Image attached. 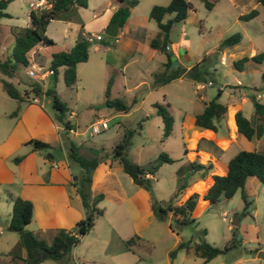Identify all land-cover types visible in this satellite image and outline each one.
<instances>
[{"label":"crops","instance_id":"0c3cea01","mask_svg":"<svg viewBox=\"0 0 264 264\" xmlns=\"http://www.w3.org/2000/svg\"><path fill=\"white\" fill-rule=\"evenodd\" d=\"M49 1L10 0L4 9L8 16L0 17V27L3 26L11 33L12 27L27 26L29 12L49 7ZM90 1L91 9L87 13L82 11L89 6L86 0L85 7L71 9L67 13V18L50 20L45 27V35L52 40L53 44L38 46L39 48L34 51L32 48L28 53V65L21 68L26 75L25 71L31 65L44 67L33 62L32 55L34 53L43 52L48 57L49 63L52 53L69 49L80 38L86 39L88 36L101 34L100 40L88 41L87 58L84 62L76 64L75 82L67 87L69 88L67 90L70 91L62 89L60 82L59 89L53 86L58 100L66 108L65 120L70 123L71 128L65 130L56 120L55 110L52 108L48 96L42 92L35 95L30 91L29 85L32 83H37L43 91L47 88L44 87L43 81L49 80L52 75L45 79L31 78L33 81L27 83L21 90L15 88L19 94L18 99L10 98L3 92L1 87L3 78L0 77V206H4L5 211L9 212L11 198L18 197L29 201L31 219L26 225V229L46 244H49L59 231L72 233L75 223L84 217V210L75 187V181L83 171L68 158L69 142L74 144L79 156L86 159H97L95 166L88 171L90 197L98 193L102 194V198L96 206L100 208L98 206L100 201H107L113 205L112 219H105V209L101 208L102 213L96 217L92 228H96L97 221L103 218L104 221L99 226L105 228V223L107 228L114 233L115 241L121 242V244L132 235H136L140 239L144 229L152 221L158 220L151 208L152 198L160 204L166 203L172 199L178 183L181 182L183 188L173 200L174 204H180L193 192L199 195L203 194L212 183V175H224L227 161L238 151L264 153V110L257 115L253 114L252 101L257 92L243 89L246 86L232 75V71L240 73L242 71V68L237 70L233 67L232 61L236 59H232L233 52L231 51L238 47L241 37L237 43L231 46L216 49L221 52L220 63L221 61L222 64L225 63L226 55L232 59L230 63L233 69L225 70L232 81L227 80L222 74V82L215 88V91L206 89V86H212L210 79L206 82H192L179 77L163 85H153L155 75L164 70L166 54L170 59L167 71L178 67L187 69L193 65H184L181 62L184 60L183 57L189 53L188 46H180L182 34L174 41L167 36L166 45H169V49L165 50L164 48L165 52L156 47L152 48L149 43L152 38H158V28L149 25L148 15L146 17L139 12L136 7L137 0H135V4L129 7L125 23L117 28L115 40L113 37L105 35L103 31L112 23L111 15L118 4L113 0ZM164 1L167 4L169 0ZM186 1L190 3L191 8L187 10L183 21L190 18L191 21L198 23L199 21L193 18L194 8L191 2ZM229 1L234 2L233 5H235V1L238 0ZM255 2L256 0L250 2L252 7L258 4ZM145 4L149 9L154 5L151 0ZM170 17L171 15H166L162 21ZM183 21L171 24L168 33L176 28L175 24L182 25ZM11 45L8 48H0L2 54L6 53L2 59L8 55ZM250 46L251 49L247 57L256 53L253 44ZM200 60L208 72L211 64H207L205 61L202 63L203 58H198L196 62ZM244 64L253 68L250 71L258 72L264 84V61L259 64L247 61ZM58 73L61 74L62 81V67L57 68L55 81ZM17 75L16 70L14 76ZM109 79L111 80L108 88L109 98L122 100L129 105V109L131 105L133 110L140 109L145 100L149 99L146 105L152 111H147L145 115L146 117L154 116L151 119L154 125L141 124L138 131L145 133L154 127L157 134L152 139L148 133L144 134L140 148L147 147V143H153L154 139L160 147L158 146L152 151L146 149L144 156L143 153L137 151L131 161L139 165H146L160 152L165 153L173 160L170 163L160 164L152 175L145 174V177L151 179L152 186L144 187L134 184L121 170L116 160L110 157L111 148L124 135L125 130L122 125L118 123L110 127L107 125L98 133H91L89 140L82 137L85 129L80 128L81 124L77 119L80 110L79 102L84 104L86 114L96 117L93 122L102 119L107 124V120L117 118L120 114L126 115L129 112V110L127 112L114 111L104 105V90ZM7 81L10 82V80ZM237 81L239 84H236ZM182 82L186 86H192L194 96L181 93ZM226 87H228L227 90ZM170 89H175V92H169ZM216 92H218L216 100L225 106L224 115L213 120L214 129L196 128L193 124L194 115L201 111L204 103L214 97ZM260 92H264V86ZM155 93L158 96H155ZM42 96H45L46 99L42 100ZM151 96L152 98H150ZM32 97H36L37 102H32L30 100ZM128 99L131 100V104L126 102ZM263 99L264 97H261L256 102L264 104ZM155 102L167 104L173 119L170 134L163 140H160L161 121L152 107ZM173 108L176 109L177 114L174 113ZM74 109L78 111L75 110V112ZM236 112H240L250 121L254 129L251 138L247 139L237 132L234 122ZM32 140L44 143L47 147L33 149L30 144ZM130 151L134 152L133 149L129 150L128 148L126 154L129 155ZM191 163L209 164L210 169L203 173L202 170L192 169ZM165 166L170 169H164L168 168ZM163 170L167 173L166 177L170 178L168 192L156 187L159 178L164 175ZM257 182L255 177H247L244 180L242 192L249 194L251 187H255ZM198 200L207 204L201 197H198L196 202ZM0 214H2L1 211ZM168 217L170 216L168 215ZM7 222L8 220L4 219L5 227ZM103 231L106 236L105 230ZM12 233L16 234L15 242H17V233ZM85 234L79 237L78 243L83 240ZM2 235L3 230L0 229V236ZM96 240L101 243V248L105 247L108 241L105 237H99ZM179 241L176 239L170 245L165 246L163 252L165 264H173L169 252L175 248ZM74 247L70 249V252ZM20 256H25L23 248L20 249Z\"/></svg>","mask_w":264,"mask_h":264},{"label":"trees","instance_id":"16d2710c","mask_svg":"<svg viewBox=\"0 0 264 264\" xmlns=\"http://www.w3.org/2000/svg\"><path fill=\"white\" fill-rule=\"evenodd\" d=\"M10 0H0V17H7L8 14L4 11L7 3ZM118 4L116 10L111 15V22H117L118 26H122L129 12V7L135 4V0H113ZM205 7L210 9L211 3L207 0H202ZM258 4L264 7V0H256ZM86 0H50L49 7L42 8L37 11H30L28 14L29 24L25 27H12L10 32L12 35V45L8 55L4 59H0V73L7 77H13L18 68H24L28 65V53L35 46H50L52 40L45 35V27L50 20L67 18V13L71 9L85 7ZM191 5L186 0H169L165 5H152L148 12V17L152 19L158 28V38H152L150 46L164 51V46L167 43L168 31L173 23L182 22L187 10ZM171 15L170 18L162 21L163 17ZM257 15L255 9L249 10L245 14L238 16L240 20H248ZM241 35L235 32L219 42L221 48L231 46L240 40ZM165 52V51H164ZM88 54V41L85 38L76 40L73 45L67 50L54 52L50 55L48 68L52 71L53 83L56 79V70L62 67V82L65 86H71L76 79V64L84 62ZM259 64L264 61V50L256 52L250 57L243 56L232 61L235 69L241 70L245 62ZM169 55L166 54L164 70L155 75L153 85H163L167 82L183 77L192 82H206L208 80L207 71L202 66L201 60L194 63L189 68L182 67L170 69ZM111 80L109 79L104 90V105L114 111L127 112L129 105L125 104L118 98H109L108 88ZM3 92L10 98L18 99L19 94L14 86L5 79L1 80ZM30 91L35 95L43 93L50 98L52 108L55 110L56 120L61 123L63 128H71L70 123L65 120L66 108L58 100L53 87H47L41 91V87L37 83L29 85ZM218 92L210 100L204 103L201 111L194 115L193 124L196 128L214 129L213 120L222 117L225 113V106L219 103L217 98ZM253 114L257 115L264 110V104L252 101ZM155 114L161 121L160 140L165 139L172 128V116L168 111L167 104L155 102L152 104ZM234 122L241 135L249 139L254 134V129L240 112L234 114ZM129 134H124L122 139L116 143L110 151V157L119 164L121 170L128 175L131 181L139 186H149L151 179L145 177L146 173L153 174L157 167L162 163H170L173 160L165 153L160 152L147 167H143L130 161L126 157V149L129 144ZM33 149L46 148L47 145L35 140L30 141ZM68 158L75 162L81 169L82 174L75 181L76 192L78 193L84 217L78 220L72 233L59 231L51 239L49 244L43 240L37 239L29 230L24 227L31 219V204L27 200L18 197L11 198V207L6 229L10 232H15L18 235V241L9 251V255L20 260L21 264H38L44 259H61L70 249L78 243L79 237L85 234L94 224L96 217L101 215L102 211L96 206L97 202L102 198V194L98 193L92 197L89 195V175L88 171L93 168L97 162L96 158H83L77 154L76 147L72 142L68 143ZM190 167L195 170H202L203 173L210 169V165L190 164ZM255 177L258 182L264 184V153L255 151L241 150L234 154L226 164V172L224 175H212V183L201 195L191 193L182 203L174 204L173 200L183 188L181 182L178 183L176 191L166 203L160 204L152 198L151 208L154 216L158 220H163L168 215L177 226H185L193 223L190 218V213L193 210L196 200L201 197L207 204H214L219 197L225 199L230 198L236 190H239L242 208L241 214L246 213L249 202L245 200L242 194L244 180L249 177ZM201 234H205V230H200ZM139 240V237L132 235L124 240V244L128 247L131 243ZM232 243L218 248L201 240L192 242L191 239L179 241L175 248L169 252L172 257L175 250H184L191 252L193 255L202 259V263L208 262L217 254L223 253L232 247ZM25 251V257L20 256V249Z\"/></svg>","mask_w":264,"mask_h":264},{"label":"rangeland","instance_id":"374dc122","mask_svg":"<svg viewBox=\"0 0 264 264\" xmlns=\"http://www.w3.org/2000/svg\"><path fill=\"white\" fill-rule=\"evenodd\" d=\"M87 1L89 6L85 10H82L86 13L91 9V1ZM147 1L137 0L136 6L139 12L143 13L146 17L149 10V7L145 4ZM189 1L194 8L193 18H196L199 22L196 23L195 21H191L190 18H187L183 21L182 25L175 24L176 28L168 33V37L174 41L182 34L180 46H188L189 50V53L183 57L182 64H194L198 58H203L202 63L205 61L207 64H211L207 72V77L208 80L210 79L212 81V86H206V89L215 91V88L222 82V74L225 75L227 80L232 81L229 74L225 72L227 69H233L230 63L232 59L248 56L251 44H253L255 52L264 50V7L260 4H255L256 6L252 7L250 2L255 0H238L235 1V5H233L234 2L231 3L229 0H207L211 3L210 9H208L202 0ZM151 2L155 5L166 4L164 0H151ZM251 9L257 11L255 17L246 21L238 19L239 15L245 14ZM147 21L153 28L157 27L152 19L147 17ZM235 32L241 35V42L236 49L231 50L233 52L232 59L225 55V63L222 64L220 63L221 52L216 51V49L220 47L219 42L222 39ZM11 42V33L3 26L0 27V48H8ZM38 48V46H35L32 51ZM1 52L0 58L2 59V56H5L6 53L2 54ZM32 58L36 65H42L45 68L48 66V57L43 52L39 51L38 53H34ZM251 68L248 64H244L241 73L232 71V75L246 86L243 89H249L252 92L259 93L263 90L264 84L259 73L250 71ZM17 73L18 75L13 77H7L0 73V77L5 80H10L14 88L19 90L27 83L33 81L24 74L21 68L17 69ZM59 82L62 89H66L65 91L68 92L70 91L67 90L69 89L67 88L68 86H65L61 81L60 73H58L57 80L53 83L48 79L43 81L44 87L54 86L58 89ZM181 86L182 94L188 93V95L194 96L192 86H186L183 82ZM225 89L227 90L228 87ZM59 91L62 92L61 90ZM169 92H175V89H170ZM65 95L67 96V94ZM68 95L70 96L69 93ZM155 96H158V94L155 93ZM41 99L44 100L46 98L42 96ZM148 100H145L140 109L133 110V106L131 105L126 115L120 114L117 118L107 120L109 127L118 123L125 130L124 134H129L127 149L134 150V152L130 151L129 155L126 154V157L130 161L137 151H140L141 154L143 153L144 156L146 149L152 151L154 148L160 147L159 143L155 142L154 139L153 143H147V147L140 148L144 134L148 133L151 139L157 134L154 127L149 132L139 133L138 131L139 125L141 124L154 125L151 121L154 116L146 117L145 115L147 111H152L146 105ZM126 102L131 104L130 99ZM78 107L80 109L79 111L77 109L73 111H78L77 119L81 124L80 128L85 129L82 136L83 139L89 140L91 137L90 125L96 117L85 113L83 103L79 102ZM173 110L177 114L176 109L173 108ZM152 161L153 159L148 164ZM148 164L141 166L147 167ZM163 171L164 175L159 178L156 187L163 191L167 190L166 192H168L170 178H167V173L165 170ZM149 185L152 186L151 182ZM242 194L245 200L249 202L245 214H241L242 201L239 190H236L228 199L222 196L219 197L212 205L198 200L194 210L190 214L193 223L179 227L168 216L163 220H154L144 229L139 241L131 243L128 247L124 242L121 244V242L115 241L114 233L107 228L105 223V228L99 226L104 221L103 218H100L97 221L96 228L91 227L86 232L83 240L77 243L71 252H67L61 259H44L38 264H73L74 260H85L90 264H165L163 255L165 246L170 245L176 239L180 241L191 239L192 242L204 240L218 248H223L230 243L233 246L225 252L217 254L206 263H202V259L193 255L191 252L185 253L184 250H175L171 258L173 264H264V184L257 182L255 187H251L249 194L245 192H242ZM98 206L100 209H105V219H112V213L114 212H112L113 205L111 203L100 201ZM0 209L2 213L0 214V229L3 230V235L0 236V264H21L22 262L20 260L14 259L8 254L16 244V234L8 231L4 225V219L8 220L10 211L6 212L4 206H0ZM233 216L238 218V224L235 227L230 224ZM24 228L26 229V226ZM201 229L205 230V234H201ZM103 230H105L106 236ZM97 235V238L105 237L108 239L105 247L101 248V243H98L96 240Z\"/></svg>","mask_w":264,"mask_h":264},{"label":"built area","instance_id":"2783aa9c","mask_svg":"<svg viewBox=\"0 0 264 264\" xmlns=\"http://www.w3.org/2000/svg\"><path fill=\"white\" fill-rule=\"evenodd\" d=\"M116 40V36L113 37ZM100 40L101 39V34H94L92 36L86 37L87 41L91 40ZM165 50L169 49V45L164 46ZM222 63V61H221ZM26 75L30 78H39V79H45L48 76L52 75V71L49 68H44L41 66H33L31 65L29 68L26 69L25 71ZM236 84H239L237 81ZM261 97H264V92H259L253 96V100L257 101ZM32 102H37L36 97H32L30 99ZM107 127L106 121L105 120H97L90 125V131L91 133H98L101 129H105ZM222 219H224L222 217ZM74 264H90L88 261L85 260H78L75 261Z\"/></svg>","mask_w":264,"mask_h":264},{"label":"water","instance_id":"95a60500","mask_svg":"<svg viewBox=\"0 0 264 264\" xmlns=\"http://www.w3.org/2000/svg\"><path fill=\"white\" fill-rule=\"evenodd\" d=\"M118 28L117 22L110 23L103 31V33L107 36L114 37L116 35V31ZM49 80H52V76L49 77ZM231 226H236L238 224V218L236 216H233V218L230 221Z\"/></svg>","mask_w":264,"mask_h":264}]
</instances>
